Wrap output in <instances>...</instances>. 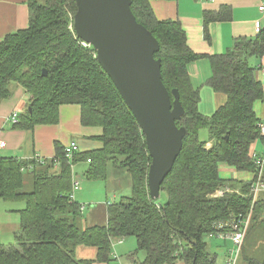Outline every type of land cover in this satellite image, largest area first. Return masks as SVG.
Segmentation results:
<instances>
[{
  "label": "trees",
  "instance_id": "obj_1",
  "mask_svg": "<svg viewBox=\"0 0 264 264\" xmlns=\"http://www.w3.org/2000/svg\"><path fill=\"white\" fill-rule=\"evenodd\" d=\"M28 8L27 28L0 41V104L11 97L14 87L24 90L25 111L13 125L24 131L56 125L59 108L76 105L83 127L101 129V135L95 138L100 146L93 151H78L71 162L59 143L54 144L53 159L0 157V200L24 204L18 211L20 229L15 243L0 244V264H108L112 261V241L129 237L136 240L131 264H216L206 237L229 233L225 224L245 216L251 208L252 220L261 217L264 231V198L258 195L253 202L251 195V186L257 180L251 148L257 140L264 141L254 104L264 99V89L255 77V68L248 63L250 58L264 57V28L252 38H236L225 53L200 55L188 46L179 22L156 19L150 0H131L136 21L158 42L154 58L161 63L162 83L171 100L172 90L178 92L184 110L176 121L178 128L185 129L181 152L160 185L159 198L153 200L147 186L151 159L144 135L98 64L93 47H83L76 37L75 3L44 0L39 4L29 0ZM230 19L228 6L204 11L205 38H209L210 24ZM204 57L212 72L206 85L226 97L209 116L198 110L199 91L192 86L188 72L192 62ZM202 129L208 131V141L199 139ZM81 162L88 164L84 172L87 180H105L109 163L124 169L130 179L129 195L106 207L104 226L83 228L80 204L69 199L70 165ZM221 165L250 173L252 179L223 178ZM25 173L32 178L30 192L23 191ZM261 182L264 185V170ZM218 190L223 195L215 197ZM162 194L164 202H160ZM80 246L94 248L95 259H76L75 251ZM140 251L144 259L134 260ZM240 258L244 264H264V260Z\"/></svg>",
  "mask_w": 264,
  "mask_h": 264
},
{
  "label": "crops",
  "instance_id": "obj_2",
  "mask_svg": "<svg viewBox=\"0 0 264 264\" xmlns=\"http://www.w3.org/2000/svg\"><path fill=\"white\" fill-rule=\"evenodd\" d=\"M260 1L150 0V5L156 19L179 22L186 34L188 46L194 53L210 56L225 53L232 47L234 40L238 37L252 38L256 36L258 33L256 24H258V30L264 28V14L258 10ZM28 3L29 0H0V41L12 32L27 28L29 22ZM221 6L230 7L231 19L226 22L210 24L208 27L209 38L206 39L202 25L203 12L217 11ZM248 63L255 68V77L264 89V57L250 58ZM188 72L190 82L194 88L198 89L200 98L208 97L207 99L212 103V107L208 110L217 109L225 103L226 97L223 94L215 93L206 85V81L212 74L207 57L192 62L188 66ZM200 100L198 110L201 107ZM26 103L27 97L24 90L20 86H16L13 88L11 97L0 104V142L5 143V147L0 148V157H13L21 160L32 158L53 159L55 156L54 144L59 143L64 147L70 141L77 143L80 152L93 151L99 148V142L95 138L101 135V129L83 127L80 124V108L76 105L60 107L59 121L56 125H39L34 127L32 131L15 129L9 122V117L16 112L19 121ZM254 111L259 121L264 123V99L254 104ZM263 151L264 141L257 140L252 145L251 152L262 153ZM87 165V163H82L73 167L74 175L80 179V188L74 194V201L86 206L81 222L83 228L104 226L107 221L106 207L123 197L122 193L129 192L130 179L127 175L126 179L119 181L117 178L121 171L116 172V174L112 173L113 182H116L111 185L112 191L118 192L117 188H123V190L118 194L113 193L112 203L106 198L104 204L101 200L93 198V185H91L93 183L91 181L96 180L85 179L84 172ZM220 173H223L225 175L223 178L226 179L241 181L252 179L250 173L237 172L233 168L224 165L220 166ZM124 176H126L125 173ZM120 182H123L122 186H120ZM107 191L108 189L105 187L103 192ZM23 208L24 204L21 202H4L0 200L1 245L9 246L15 243V235L20 229L18 211ZM75 257L78 260H94L96 250L80 246L75 251ZM240 259L239 257L237 264H239ZM226 260H224V264ZM179 264L183 263L180 262Z\"/></svg>",
  "mask_w": 264,
  "mask_h": 264
},
{
  "label": "water",
  "instance_id": "obj_3",
  "mask_svg": "<svg viewBox=\"0 0 264 264\" xmlns=\"http://www.w3.org/2000/svg\"><path fill=\"white\" fill-rule=\"evenodd\" d=\"M73 2L77 8L73 17L76 37L93 47L98 64L144 135L151 159L147 186L150 198L156 200L185 136V129L176 126L184 115L178 92L172 90L171 100L161 80L160 60L154 58L158 42L136 21L131 0Z\"/></svg>",
  "mask_w": 264,
  "mask_h": 264
},
{
  "label": "rangeland",
  "instance_id": "obj_4",
  "mask_svg": "<svg viewBox=\"0 0 264 264\" xmlns=\"http://www.w3.org/2000/svg\"><path fill=\"white\" fill-rule=\"evenodd\" d=\"M39 4H44V0H37ZM255 59V58H254ZM208 97H202L200 100L201 107L199 108L200 112L203 115H211L214 110L216 109H209L212 107V103H210ZM199 104V105H200ZM25 111V108L22 109V112ZM199 139L201 141H208V131L205 129H202L199 131ZM85 162H81L78 164H82ZM77 165V164H76ZM74 165V166H76ZM121 171L120 175L118 176L117 180L121 181V179L127 178V173L124 169L116 168L112 166L110 163L108 164L107 168V180H96L91 181L93 184V198L97 200H101L102 202L109 200L110 203L112 200L113 192L111 185H113L116 182H113V176L112 173H115ZM124 173L126 176H124ZM222 177L223 173H220ZM79 183L80 188V179L76 178ZM123 185V182H120V186ZM87 186V185H86ZM105 187L108 189L107 192L105 191ZM83 188V187H82ZM101 188V189H100ZM118 189V192L115 194L120 193L122 189ZM32 190V178L29 173L24 174V187L23 191L30 192ZM106 193V194H105ZM129 192L122 193V196L129 195ZM259 198H264V191H261L259 193ZM166 200L165 195L162 194L160 197V202H164ZM251 215H252V208L250 209ZM261 217L258 219L251 218L249 228L246 232V238L243 243V255H240L244 258H252L257 261H263L264 260V231L262 229V226L260 224ZM230 237V236H229ZM204 241L207 243L208 248L210 250V253L212 255H216L217 261L216 264H224V260L230 258L235 254V246L233 245V242L230 238L222 239L217 238L216 236L209 238L206 237ZM136 250V240L133 237H129L126 239H114L112 241V261H110L108 264H131L132 259L130 258V255L133 254ZM145 255L143 252H137V254L134 257V260L142 261L144 259ZM226 262V261H225ZM239 264H244L242 258L240 259Z\"/></svg>",
  "mask_w": 264,
  "mask_h": 264
},
{
  "label": "built area",
  "instance_id": "obj_5",
  "mask_svg": "<svg viewBox=\"0 0 264 264\" xmlns=\"http://www.w3.org/2000/svg\"><path fill=\"white\" fill-rule=\"evenodd\" d=\"M199 1H206V0H199ZM258 10L260 13L264 14V0H261L258 6ZM256 30H258V24H256ZM83 47H89L90 45L83 42L81 43ZM9 122L12 125H15L18 123V113L14 112L10 115L9 117ZM259 129H260V136L264 139V123L259 124ZM211 145L207 144V148H209ZM5 143L0 142V148H4ZM79 151L78 145L75 141H70L64 146V152L66 158L71 162L73 159L74 154H76ZM251 157L254 160L255 167H256V174H257V180L253 183L251 186V195L253 202L259 195L261 191H264V185L261 182L263 170H264V151L262 153H254L251 152ZM90 160H87V163H89ZM71 167V192L69 194V199L70 201H74V194L76 191L79 189V183L77 181L76 175H74L73 172V167L74 164L70 165ZM223 195L222 190H218L215 192L214 196L215 197H220ZM86 209L85 205H79V210L80 213L83 214L84 210ZM251 221V212H248L245 216H239L236 220H234L231 224H225V226L230 230L229 233L223 234L220 233L217 235L218 238H230L233 242V245L235 246V254L228 258L225 262V264H237V260L240 257L241 254V247L242 243L244 241V237L246 235V232L249 228ZM219 229L222 228V225L218 227ZM230 236V237H229ZM209 237H213L209 235Z\"/></svg>",
  "mask_w": 264,
  "mask_h": 264
}]
</instances>
